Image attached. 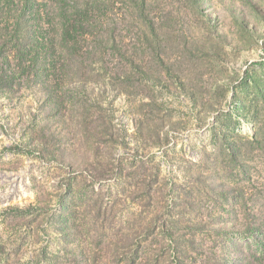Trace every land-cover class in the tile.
<instances>
[{
  "label": "rangeland",
  "instance_id": "1",
  "mask_svg": "<svg viewBox=\"0 0 264 264\" xmlns=\"http://www.w3.org/2000/svg\"><path fill=\"white\" fill-rule=\"evenodd\" d=\"M98 1L0 93V264H264V0Z\"/></svg>",
  "mask_w": 264,
  "mask_h": 264
},
{
  "label": "trees",
  "instance_id": "2",
  "mask_svg": "<svg viewBox=\"0 0 264 264\" xmlns=\"http://www.w3.org/2000/svg\"><path fill=\"white\" fill-rule=\"evenodd\" d=\"M95 5L100 2L0 0V93L18 89L32 75L36 81L43 78L40 72L44 70L54 71L58 64L54 54L56 37H60L62 48H72L69 44L74 45L90 31L88 15ZM50 72L53 80L55 73ZM61 79L67 86L69 77ZM42 83L40 86L50 96L55 94L56 82ZM57 98L62 100V95Z\"/></svg>",
  "mask_w": 264,
  "mask_h": 264
}]
</instances>
